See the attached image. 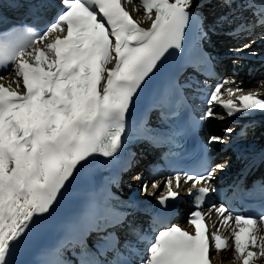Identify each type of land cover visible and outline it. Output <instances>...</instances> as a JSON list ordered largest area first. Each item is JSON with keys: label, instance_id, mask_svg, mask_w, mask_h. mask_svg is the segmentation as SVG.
<instances>
[{"label": "snow or ice", "instance_id": "snow-or-ice-1", "mask_svg": "<svg viewBox=\"0 0 264 264\" xmlns=\"http://www.w3.org/2000/svg\"><path fill=\"white\" fill-rule=\"evenodd\" d=\"M215 2L225 9L217 17L220 24L233 23L251 11L254 20L238 27L245 31L264 27V0ZM125 5L134 6L129 11ZM17 7L29 16L54 7L56 11L42 29L21 23L0 31V81L16 77L7 85L0 83V264H21L17 257L81 172L97 158H115L125 151L129 120L138 102L172 57L183 54L193 28L201 23L195 12L197 0H59L58 4L17 0ZM141 11L144 21L150 22L147 28L133 18V12ZM202 63L210 64L211 57L205 55ZM230 83L235 84L221 80L206 92V108L194 126L224 119L214 104L228 117L264 113V96L251 90L243 94L246 90L238 84L225 89ZM167 98L168 92H161L153 106L163 108ZM167 115L162 113V118ZM232 131L225 129L229 136ZM227 142L219 135L207 139L208 144ZM257 163H264V152L252 158L251 165ZM224 167L217 164L206 166L203 173L184 174V182L192 181V188L208 184L195 194L189 189L194 210L188 225L193 231L174 224L160 227L163 221L157 218L154 236L129 225L135 242L125 238L121 245L111 229L125 224L123 215L97 213L79 232V264H211L212 248L217 255L230 250L238 264L264 258V185L259 213L236 212L223 204L204 210L210 194L217 192L211 184L217 169ZM173 181L179 189L181 173L168 177L167 193L158 197L163 208L179 198ZM148 187L144 184L143 190ZM213 212L220 226L210 228L207 220ZM221 228L230 229V234L223 236ZM93 232L95 252L88 243ZM108 253L114 258H99ZM58 257L59 250L57 259L47 264H65Z\"/></svg>", "mask_w": 264, "mask_h": 264}, {"label": "bare ground", "instance_id": "bare-ground-1", "mask_svg": "<svg viewBox=\"0 0 264 264\" xmlns=\"http://www.w3.org/2000/svg\"><path fill=\"white\" fill-rule=\"evenodd\" d=\"M217 5H219V4H217L215 2V0H213L212 3L203 2L199 5H197L196 10L199 12H203L205 15H208L212 12V9L214 7H216ZM222 11H223V8L218 10L216 13H214L212 15V17L214 15L219 14ZM133 15L135 16V18L138 21H142V24H150V22L144 21L142 11L139 13L133 12ZM263 29H264V27L259 28L257 30H254L249 35H246L244 30H242L241 31L242 34L235 35L230 40L232 43H234L235 40H239V42L237 43V47L232 46V47H229L230 49H225L224 51L244 48L245 45L249 44L250 46L247 47V51L243 52L242 54H244L246 56V60H248L247 62H251V63L250 64L242 63L239 67H235L231 70H228L227 68H221L219 74H214L215 81L213 82L214 83L213 87L218 82H220L221 80L228 79L230 82L234 81V82H236L235 84H238L240 87L245 89L246 91L243 94H247V91H248L247 88L249 86H251L254 83V81H256V79H259V78L264 79V43H262L260 41V39L264 40V30ZM240 38H241V40H240ZM251 38H253V39L250 40ZM257 40H259L260 48H263V50H261L259 47H256V46H258ZM222 48H223V46L217 44V50L221 51V50H223ZM205 49L208 50L209 47L206 46ZM208 52H210V50H208ZM245 66H248V67L246 68V70L244 72L243 70H244ZM251 67H253L254 69L249 70V68H251ZM257 67H258V69H257ZM1 74H3V73H1ZM15 78L16 77L13 74L8 79L0 81V83H4L7 85L10 82V80H14ZM231 84H233V83L226 85L225 89L227 87H229ZM12 87L15 88L16 85L13 84ZM225 89H221L222 93L225 92ZM240 94L241 93H237V96H239ZM261 96H264V94ZM236 98L237 97H235V96L233 97V99H236ZM202 107H203L202 111H204L206 108V102L205 101H204V104L202 105ZM213 107H214L215 111L221 112V114L224 115V117H226V115L223 113L222 109L218 105L214 104ZM249 116L250 117L246 119V120H248V121H246V124L248 123L249 127H245V124L239 125L238 127H236L234 124H230V123L224 124L220 119H218V122H220V126H216L215 124H213V122H215L214 119L208 120L206 122L205 126L209 127V135H216L219 132L221 133L222 131L220 128L227 127V128H231L233 130L231 135L227 138V141H228L227 143L210 144L211 151L212 152L222 151L224 149L223 147L225 146V144L233 143L235 138H240L242 143L246 140H249V142L254 143L253 141L255 139H257L258 137H260V141L258 143H255L254 146L247 145V148L252 149L250 157H249V160H250L249 164H251L252 158L254 156H256L260 152H264V113L253 112ZM258 118H260V119H258ZM255 121H257V122H255ZM243 128H244V130H243ZM240 132L243 133L242 136H240ZM222 134L229 135V134H226L225 131H223ZM209 135H207V136H209ZM246 138H248V139H246ZM231 151H232L231 149H226V150L222 151L221 155L219 156V159H218L220 162H223L222 164H224L226 168H229L230 163H234L235 161L242 163L244 160L243 156L240 159L235 158L234 154ZM234 165H237V164L235 163ZM158 166H161V164L158 163ZM236 171L237 170H235V172L231 173L230 171H226V169H225V171H224L225 173H220L217 169V172H216L214 179H220L221 184H223V185L231 184L234 186L242 179V175L244 172V170H241L238 173ZM121 175L123 176L124 174L123 173L114 174L111 178L106 179L105 181L101 182V184H100V186L102 187L101 200L95 201V202L91 201V200H87V202L89 203V205L87 207V210L89 211L88 221L90 220V218H93L97 213H101V212L106 213V214L109 213V210L111 209L110 208L111 200L112 199L119 200V198H120V196H118L119 193H117V194L110 193L109 188L111 187L112 189H114V187H116L118 185V183H120V184L123 183V181L120 179ZM168 177L169 176H168L167 172H163V171L160 173H157L156 176L147 173L146 176L144 177V179L146 178V181H149L148 186L150 188L148 187L149 189H148V191H146V193L148 194L149 197H145V198L152 199V200L157 199L161 195L160 191L163 189V186L167 182ZM251 177H258V178L264 179V163H257L256 165H253V169H252L251 173L246 177V179L248 180ZM184 180H185V178L181 179V185H180L179 189L175 188V181H173L174 190L178 191L182 195L185 194L186 191L188 190V188H190L192 186V181H188L187 183H185ZM142 181H143V179H142ZM153 182H155L158 186L153 188L152 187ZM140 185H141V181L137 182L136 187H133L131 190L128 189L127 190V196H129L132 192H139ZM207 185H208L207 183L202 182L201 184L196 185V187H204ZM165 192H167V191H165ZM114 204L116 205V208L114 209L115 212H112V213L119 214L116 212H120V215H123L124 218H127L130 215L131 210H127L126 208H124V206H126L128 203H124V202L119 200L118 202H115ZM119 206H121L122 208H119ZM206 210H207V208L205 209V211ZM177 223L178 224L185 223L184 218L179 217L177 220ZM207 223L209 224L210 228L213 224H215L217 227L220 226L219 218L216 217L215 212H213L212 218L207 220ZM212 230H215V229L213 228ZM147 234L150 235L149 233H147ZM221 234L223 236H228L230 234V229L221 228ZM140 249H142V247ZM68 255H66L65 252L62 255V257L66 263L76 262V260L73 258L69 257L67 259ZM211 256L214 257L212 259L216 260L218 264H238V262H233V263L231 262V259L233 258V253L230 250L229 251H221L217 255L215 253V249H213ZM255 264H264V258L256 260Z\"/></svg>", "mask_w": 264, "mask_h": 264}, {"label": "rangeland", "instance_id": "rangeland-1", "mask_svg": "<svg viewBox=\"0 0 264 264\" xmlns=\"http://www.w3.org/2000/svg\"><path fill=\"white\" fill-rule=\"evenodd\" d=\"M58 1L59 0H54V3L57 4ZM3 16H5V13H0V19ZM215 28L222 29L223 27H217L216 26ZM257 41H258L257 42L258 43V46H256V47H259L260 48L259 40H257ZM260 41L262 43H264V40L260 39ZM247 45H249V44H247ZM242 49H243V52H246L247 51V48H245V47L242 48ZM260 49L263 50V48H260ZM246 63L247 64H250L251 62H246ZM247 67L248 66H245V68L243 67L244 68V70H243L244 72H245V70H246ZM252 69H254V68L253 67L249 68V70H252ZM257 69H258V67H257ZM235 85H237V84H231L229 87H233L234 88ZM207 86H208V90H209V89H211L213 87V84H210L209 83V84H207ZM247 90L257 91L260 95H263L264 94V79L263 78L262 79L261 78L256 79V81H254V83L251 86H249L247 88ZM195 105H196V107H199V104L195 103ZM246 117H249V116H246ZM236 119L239 120L238 121L239 123L234 122V125L236 127H238L240 124H243L244 122L248 121V120L245 119V117H241V116L236 117ZM258 119H260V118H258ZM214 120H215V122H213V124H215L216 126H220V122H218V119H214ZM226 128L227 127L220 128L222 132L221 133L219 132L216 135L224 136V137L228 138L229 135L222 134L223 131H225ZM226 134H228V133H226ZM259 141H260V137H258L257 139H255V143H258ZM136 160H137V162H136L137 165L131 170V172L130 173H125L123 176L120 177L121 180H123V183H121V184L118 183V185L116 187H114V189H112L110 187L109 188V192L115 193V194L119 193L120 196L127 197V190L128 189L131 190L133 187H136L137 182H140L141 181V185L139 187V190H140V193L144 196V194L146 193V191L143 190V185L144 184H147L148 185V182H149V181H146V178L144 179V177L146 176L147 173L150 174L148 168H150L151 165L155 164L156 157L154 155H152V154H149L147 152H142L140 150L139 151V154L137 155ZM222 163L223 162L218 161L217 164H222ZM239 166H240V164L232 165L229 168L224 167V169L222 171L218 169V171L220 173H225L224 171L226 169V171H230L232 173V172H235V170H237L239 168ZM137 177H139V179H137ZM142 179H143V181H142ZM153 183H155V182H153ZM166 190L167 189L163 186V189L160 191V194L162 192H165ZM127 223H131V225H134V226L138 227L139 229H141L143 232L147 233V231H146V225H145L143 219H140L139 217H135V218L129 219L127 221ZM122 236H123L122 237L123 238V242H124L125 238H127L128 240H132L133 241V239H131V235H129V229L125 230L122 233ZM88 241L90 243L89 244L90 247H93L94 248L95 239L92 238V237H90L88 239ZM231 262L232 263L234 262L233 261V258L231 259Z\"/></svg>", "mask_w": 264, "mask_h": 264}]
</instances>
